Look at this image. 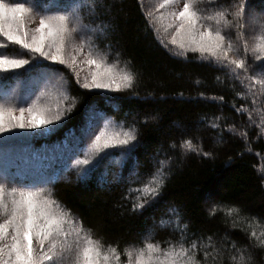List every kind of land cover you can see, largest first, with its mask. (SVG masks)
<instances>
[{"label":"trees","instance_id":"trees-1","mask_svg":"<svg viewBox=\"0 0 264 264\" xmlns=\"http://www.w3.org/2000/svg\"><path fill=\"white\" fill-rule=\"evenodd\" d=\"M39 2L48 5V0ZM75 2L55 3L63 6L61 11H70ZM102 3L94 19L106 36L92 46L108 62L132 74L133 86L103 95L82 88L66 71L74 101L71 111L62 127L26 144L24 150L48 142L52 146L46 144L42 150L45 160L50 150L66 143L72 154L91 112L97 118L109 117L135 140L104 151L87 173L68 165L62 168L61 162L43 167L45 162L35 165L32 160L17 162L15 169L22 178L58 176L48 185L53 199L85 234L118 255L120 264H137L138 250L147 251V243L154 245L159 258L183 248L195 264H264V62L251 25V10L263 12L264 0H245L239 31L221 26L235 50L232 53L245 61L244 69L236 68L229 58L181 51L163 41L148 0ZM238 3L205 0L198 7L218 11L222 9L217 5ZM226 18L232 20L230 14ZM257 20L264 23V13ZM29 73L1 78L0 93L19 94L13 87ZM78 137L79 145H84L86 141ZM161 179L164 183L153 199L146 188H156ZM133 203L143 207L133 211ZM171 209L179 215L178 222ZM162 219L171 222L161 227ZM74 263V258L66 257V264Z\"/></svg>","mask_w":264,"mask_h":264},{"label":"snow or ice","instance_id":"snow-or-ice-1","mask_svg":"<svg viewBox=\"0 0 264 264\" xmlns=\"http://www.w3.org/2000/svg\"><path fill=\"white\" fill-rule=\"evenodd\" d=\"M205 0H184L179 11L169 13L171 23L166 27L175 29L172 43L179 45L181 49L186 46L201 54L209 53L220 60H228V53L232 50V44L226 43L228 37L222 33L221 26L235 27L237 31L242 28L241 20L245 17V0H239L238 4L217 5L222 10L215 11L208 7L200 8L198 3ZM211 2V0H208ZM178 3V0H163L159 8L168 7ZM103 7L102 0H78L71 10L64 8L57 10L55 14L48 15L51 8L48 5L40 6L39 0H33L32 6L26 3L9 4L5 0H0V36L14 45H19L29 53L43 57L47 61L58 62L69 68L78 67L77 55L83 53L84 48L89 51L86 58L79 62V65H86L90 71L85 76L81 85L85 89H108L120 91L133 86L134 76L130 73L116 74L111 66H105L103 59L95 58L91 51V45L106 36L104 27L96 24L94 17L98 10ZM228 9H234L229 12ZM36 11L39 14L38 25L33 29H28L26 24L32 19L28 14ZM205 13H211L205 15ZM226 14L232 16V20L226 18ZM163 17V13H161ZM75 21L77 27L70 28V22ZM202 21H215L217 29L214 31L211 24L207 27ZM233 21L235 23H233ZM79 38L80 43L73 49V53L68 52V40ZM264 40V36L261 37ZM194 46V47H193ZM0 45V48H6ZM260 58L264 62V43L258 45ZM27 59H18L9 55L0 54V72L7 73L11 70L19 69L28 64ZM36 63H42L37 60ZM231 64L238 69L246 67L245 61L231 60ZM82 70V69H81ZM58 69L55 65H48L46 69V79L55 75ZM77 83H79V73L76 72ZM9 104L0 103V133L8 132L10 129H36L53 125L55 121H61L65 115L64 110L57 109L51 111L47 107L40 106L33 102L27 108L12 106L11 102L17 99L15 91L8 94ZM71 111V107L67 109ZM213 128L217 127L212 125ZM53 129H49L52 131ZM96 136V147L110 148L126 146L130 141L135 140V136L125 133V139L109 140L105 139L101 144V136ZM190 150L196 151L190 141L183 142ZM204 156L210 153L203 152ZM80 163V161H77ZM163 163V162H161ZM83 164L88 165L89 161L84 160ZM87 169L85 173H87ZM155 178V177H153ZM59 180L58 176L41 181H18L8 173L6 169L0 170V216L5 217L0 222V264H66V257L71 254L75 256V264H110V254L103 253L101 245L93 238L85 235L81 244L80 233L82 227H75L74 221L69 220L70 213H66L60 208L57 202L51 198L52 189L48 185ZM21 183V187H11L8 185ZM164 181L161 179L156 188L146 190L153 199L158 195L160 187ZM45 185L41 187L40 185ZM143 207L142 204L133 203V211ZM173 218L178 222L179 215L175 209H171ZM170 220L162 219L161 227L169 224ZM67 225H73L77 240L73 245L68 243L69 231ZM33 238L36 246L33 245ZM264 244V242H261ZM154 245L146 244V249L150 252ZM195 243L192 244L195 250ZM114 250V249H113ZM145 248L138 250L139 259L137 264H161L160 260L149 257L144 258ZM129 257L131 252L128 253ZM186 255L183 248L179 253L170 251L166 254L163 264H182L179 259ZM119 264L120 257H115Z\"/></svg>","mask_w":264,"mask_h":264},{"label":"rangeland","instance_id":"rangeland-1","mask_svg":"<svg viewBox=\"0 0 264 264\" xmlns=\"http://www.w3.org/2000/svg\"><path fill=\"white\" fill-rule=\"evenodd\" d=\"M30 1V2H29ZM44 1V0H40ZM57 0H48V5L51 7L52 11H48L46 14L48 15H53L55 14V10H60L63 6L55 3ZM6 3L9 4H15V3H26V6L31 7L33 0H19L18 2H15V0H5ZM148 2L151 5V12L153 14V18L155 20L154 24L156 28L158 29V32L160 33L161 37L163 38V41L172 44V46L178 48L181 51H190L192 48L185 47L184 49H181L179 45L173 44L172 37L175 34V29L174 27L172 28H167L166 27L169 23H171V19L169 17V13L173 11H179L184 3V0H178V3L176 4H171L168 7L165 8H159V5L163 2V0H148ZM250 2V0H249ZM31 3V4H30ZM40 6L43 7L44 4L40 3ZM43 4V5H42ZM52 5V6H51ZM253 13V19L251 22V25L254 27V31L256 30L257 33L253 34V37L257 39V42L264 43V40H261V31H263V25L262 21H258L257 18L261 17L264 13L263 12H254L251 10ZM161 13H163V17H161ZM39 14L36 11H33L32 13L28 14L32 17V19L26 24V27L28 29H33L38 25L39 22ZM264 21V20H263ZM73 23V24H72ZM207 27L210 23H207L206 21H202ZM77 27V24L75 21L70 22V28H75ZM213 30L215 31L217 29V25L211 24ZM231 28V27H229ZM228 28V29H229ZM262 29V30H261ZM252 38V37H251ZM80 43L79 38L73 39L72 37L69 38L68 40V47L67 50L70 53H73V49L77 47ZM226 43H231L226 40ZM232 44V43H231ZM0 45H6V48H0V54H5L9 55L10 57L13 58H18V59H27L29 61L28 64L23 65L19 69L11 70L7 73L0 72V79L3 77L8 78L7 76L11 74L18 75L21 71H24L26 73L32 72V70L36 69L35 72L32 74H28L27 77L22 78V80L17 81L16 85H14L13 89H17V92L19 94H16L17 99L13 102H11L12 106H15L17 108V114H19L18 109L19 107H24L27 108L29 104H32L33 102L39 104L40 106L47 107L51 111H56L57 109L64 110L65 115L62 116L61 121H55L53 125H48L43 128H36V129H20V128H15V129H10L8 132L5 133H0V145H3L5 147L0 148V170L6 169L10 175H12L16 180L18 181H26V182H31V181H41V180H46L45 176H41V178L34 179L33 176L29 175L27 178H22V176L19 175V171L16 170V163L21 162L24 160H32L34 161L35 165H42L44 162L43 167H53L54 165H58L57 163L61 162L62 168L65 167V165L71 166L72 168H77L78 171L84 172L86 169L90 168L93 166L96 161L101 157V155L104 153V151L108 150L104 148H97L96 147V136L100 135L101 132L103 135L101 136V141L100 143L102 144L105 139L109 140H115V139H125V133H130V132H125L122 129L116 127L112 123H110V118L109 117H104V118H97L95 114L92 112L88 114L89 119H87V122L89 120V123H87L86 127L84 126V130H80V134H77L75 138V143H74V151L73 153H68L66 150L69 149V147H66V143L63 146V148H59L57 151H52L50 153H47V157L44 160L43 151L47 149L46 144L51 147L52 144L48 142H42L39 143V145L36 146L37 149H32L28 152H26V147L25 145L30 143L33 140H43L49 136L52 135L53 130H56L60 127H62L64 123V118L67 114V109L69 107L72 108L74 101L73 98L70 94V89H69V78L66 75V71L77 80L76 78V72L79 73V83L82 85L84 83V78L85 76H88L89 74V67L86 65H79L80 61H83L86 58V53L89 51L88 47L84 48L83 53H80L77 55V62H78V67L75 69V71L71 68H69L66 65H61L58 62H53V61H47L43 57H38L37 55H34L32 53H29L28 50L22 49L19 45H14L11 42L7 41L6 38L0 36ZM257 45H259L257 43ZM194 47V46H193ZM237 49V48H236ZM91 51L93 53V56L95 58L103 59L105 62V66H111L112 70L120 75L124 74L125 72L121 68V66L110 63L106 60V58L98 53L95 48L91 45ZM233 49L229 51L228 53V58L231 60L235 59L238 60L233 53ZM235 51V50H234ZM233 51V52H234ZM238 51V49H237ZM75 54V53H73ZM204 55L207 56H212L209 53H203ZM22 57H27V58H22ZM216 58V57H215ZM42 61V63H36V61ZM240 60V59H239ZM48 65H55L58 71L56 72L55 75L51 76V78L46 79V69ZM82 69V70H81ZM39 76V77H38ZM27 78V79H26ZM34 79V80H33ZM33 86V87H32ZM34 89L33 93H31V89ZM27 87V88H26ZM85 89V88H84ZM22 91L21 93L19 91ZM91 92L95 93H100L103 95H109L110 93H115L116 91L113 90H108V89H88ZM3 92V88L0 87V92ZM24 91V92H23ZM25 96V97H24ZM105 100V99H104ZM0 103H5L9 104V101L7 99V96H4L2 93H0ZM72 105V106H71ZM49 129H53L52 131H49ZM71 132L68 133L70 135ZM132 134V133H130ZM80 136L83 139V142L86 141L84 145H79V137ZM37 142H35L36 145ZM132 141L129 142L128 145H130ZM35 145L33 148H35ZM58 144L53 145V147L57 146ZM126 145V146H128ZM17 146V147H16ZM117 147H123V146H117ZM115 147V148H117ZM40 148V149H39ZM112 148V147H110ZM72 149V148H70ZM15 153V156L12 155ZM62 153V155H61ZM68 153V154H67ZM84 160H88L89 164L85 165L83 164ZM77 161H80V163H77ZM15 164V165H14ZM21 183H16L12 184L10 183L8 185L9 188L11 187H21ZM41 187H44L45 185L41 184ZM48 187V186H47ZM51 198L52 195H51ZM59 206V205H58ZM60 207V206H59ZM67 213V212H66ZM5 217L0 216V222ZM69 220L74 221V226L78 227L77 222L72 218L71 215H69ZM74 226L73 225H67V229L69 231L68 235V243L70 245H73L75 241L77 240L76 233L74 231ZM87 235L90 237L88 234H85L83 231L80 233V240L81 244H83V237ZM92 238V237H91ZM97 241V240H96ZM98 242V241H97ZM99 243V242H98ZM100 244V243H99ZM33 245L34 247L36 246V240L33 238ZM101 245V244H100ZM101 250L102 254L103 253H109L110 254V264H117V261L115 259V255L113 254L112 251L106 250L102 247L101 245ZM68 256H71L72 258L75 259V256L69 254ZM149 257L155 260H160L161 264H163V261L165 260L166 254L163 255L161 258L156 256L155 251L151 250L150 252L147 250L144 252V258L147 260ZM139 259V257H138ZM182 261V264H195L191 258L187 257L186 255H183L179 258ZM75 264V263H74ZM120 264V263H119Z\"/></svg>","mask_w":264,"mask_h":264},{"label":"bare ground","instance_id":"bare-ground-1","mask_svg":"<svg viewBox=\"0 0 264 264\" xmlns=\"http://www.w3.org/2000/svg\"><path fill=\"white\" fill-rule=\"evenodd\" d=\"M29 2H30V1H29ZM30 4H31V3H30ZM51 6H52V5H51ZM49 7H50V6H49ZM54 9H55V8H54ZM52 10H53V9H52ZM52 10H51V11H52ZM49 12H50V11H49ZM41 14H42V13H41ZM53 14H54V13H53ZM20 73H21V72H20ZM22 75H23V74H22ZM11 80H12V79H11ZM33 80H34V79H33ZM11 82H12V81H11ZM32 87H33V86H32ZM26 88H27V87H26ZM24 97H25V96H24ZM63 208H64V207H63ZM91 232H92V231H91ZM89 233H90V232H89ZM93 235H94V234H93ZM95 236H96V235H95ZM158 242H159V241H158ZM163 243H164V242H163ZM163 243H162V244H163ZM172 243H173V242H172ZM104 245H105V244H104Z\"/></svg>","mask_w":264,"mask_h":264}]
</instances>
